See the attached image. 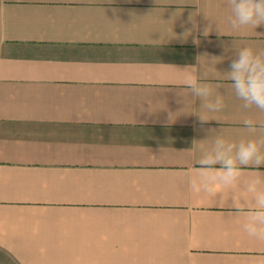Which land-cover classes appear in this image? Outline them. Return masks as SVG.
<instances>
[{
    "label": "crops",
    "instance_id": "1",
    "mask_svg": "<svg viewBox=\"0 0 264 264\" xmlns=\"http://www.w3.org/2000/svg\"><path fill=\"white\" fill-rule=\"evenodd\" d=\"M230 16L226 0H0V264L264 256L228 214L233 190L190 186L200 141L264 121L224 76L236 48L264 50V25L233 31ZM187 66L221 86V111L200 109Z\"/></svg>",
    "mask_w": 264,
    "mask_h": 264
},
{
    "label": "clouds",
    "instance_id": "2",
    "mask_svg": "<svg viewBox=\"0 0 264 264\" xmlns=\"http://www.w3.org/2000/svg\"><path fill=\"white\" fill-rule=\"evenodd\" d=\"M226 6L231 12L229 22L233 31L264 25V0H226ZM207 32L205 29V35ZM218 32L224 35L219 26ZM180 71L185 74L182 85L202 102L200 109L214 113L225 107L223 97L214 95L221 87L219 84L205 82L207 77L199 75L195 66ZM224 76L231 82L228 87L236 98L243 102V108L255 107L264 112V50L257 51L252 46L236 48L230 71ZM197 115L201 124L210 121L203 114ZM173 117L169 114L170 122L175 121ZM242 123L247 137L232 140L216 135L200 141L203 144L210 140L211 145L202 149L196 160L199 167L190 179V186L194 192L212 197L233 190L231 208L234 211L228 214L243 216V231L248 237L264 242V172L258 170L264 166V121L248 118ZM244 169L254 171L243 180L242 198L234 189L245 176ZM253 264H264V256L255 258Z\"/></svg>",
    "mask_w": 264,
    "mask_h": 264
}]
</instances>
